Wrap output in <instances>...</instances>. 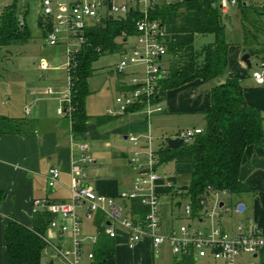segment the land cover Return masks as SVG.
<instances>
[{
	"label": "built area",
	"instance_id": "1",
	"mask_svg": "<svg viewBox=\"0 0 264 264\" xmlns=\"http://www.w3.org/2000/svg\"><path fill=\"white\" fill-rule=\"evenodd\" d=\"M186 0H40L41 31L45 46L60 48L64 55L62 68L65 73V89L59 100L57 116L70 121L74 106L72 94L74 71L78 66V57L88 46L87 32L105 20L125 19L130 11L139 17L133 23L134 34L129 36L121 32L117 37L121 58L115 66V73L121 80L129 77V83L114 100V108L107 109L106 116L123 117L130 108L139 107L147 118L162 112L158 100V82L167 76L164 58L167 55L164 26L149 15L150 9L157 3L167 5L181 4ZM222 16L242 7H255L264 11V0H213ZM99 51V48H97ZM144 66V78L139 79L138 71L126 72L130 67ZM46 71V63L38 65ZM251 76L257 85L264 84V62L259 61ZM49 92L50 89L48 90ZM201 129L179 131L172 139L190 143ZM127 140L133 150L131 165L135 176L130 189L121 191L116 197L95 193L81 182L84 177L82 167L91 164L90 147L79 143L77 156L71 166L70 199L67 202H52L47 199L35 200L33 214L46 211L53 217L49 228H57L60 237L70 241L65 248L42 236L45 247L42 253L56 264H91L94 258L92 249L100 235L116 239L125 234L127 242L134 245L150 240L156 254L168 247L173 257L180 261L187 258H211L221 264H239L240 256L256 259L264 252V234L255 225L248 227L236 225L233 232L223 228L222 215L232 211L233 194L228 190H215L207 187L206 195L197 199L195 206L171 200L168 207V221L163 218L166 206L162 195L157 192V168L160 162L157 151H153L152 138L146 136L144 142L129 135ZM167 140V139H166ZM165 140V141H166ZM141 152L146 156L144 164L140 162ZM60 171L53 167L48 171L47 185L53 188L59 179ZM131 202L145 208L143 214L132 210ZM84 209L82 218L77 210ZM179 211V214L174 210ZM239 211V210H238ZM96 217L99 223L96 233L83 237L82 220L92 221ZM68 220L70 224L59 223L58 219ZM176 221L181 224L177 227ZM65 241V240H64ZM88 246L90 249L85 250ZM257 264V263H246Z\"/></svg>",
	"mask_w": 264,
	"mask_h": 264
},
{
	"label": "crops",
	"instance_id": "2",
	"mask_svg": "<svg viewBox=\"0 0 264 264\" xmlns=\"http://www.w3.org/2000/svg\"><path fill=\"white\" fill-rule=\"evenodd\" d=\"M12 1L14 0H0V8L4 9ZM16 1L21 6L20 17L25 13L22 22L29 29L31 39H43V33L39 28L40 0ZM31 1H37L39 8L38 16L34 20L30 17ZM41 49L43 56L38 63L33 64L38 71L37 77L34 75L25 76L24 73L9 77L0 73V118L7 119L19 129L18 133H0V264H5L4 225L6 218H12L31 228L35 200L69 201L71 166L77 156L79 143L85 142L89 145L90 155L93 158L91 164L82 167L84 173V177L80 179L82 184L93 189L95 193L116 197L121 191L130 189L135 176L131 157L123 154L113 156L128 160V165L134 173L131 178H117L112 173L104 174L107 166L98 162L99 159H102V157H98L101 153V149L98 148L100 143H106L110 134L122 136L129 145L127 140L129 135L140 137L144 142L146 136L150 135V121L154 118V126L161 131L162 135L163 132L172 131L169 135L167 134V137L161 136L164 140L162 141L166 144L165 140L179 131L195 128L203 130L205 126L203 113L210 106V89L213 84L197 86V83H190L166 91L164 97L159 101L162 112L149 118L137 109L128 110L123 117L117 119L105 116L101 125L96 123V118L88 117L86 132L74 133L71 129L72 119L68 121L57 116L59 100L65 89L62 49L49 48L44 43ZM243 55L242 45L229 47L228 70L222 80L226 78L239 79L245 102L250 107L259 110L264 121V84L257 85L254 82L251 76L252 71L241 60ZM250 58L260 61L253 56ZM40 63H46L50 69L40 70L38 67ZM124 85H126L125 80L120 79L119 93L123 90ZM49 89L51 92L48 91ZM110 121H113L112 124L106 127ZM174 129L176 130L173 131ZM150 137L153 141V137L151 135ZM93 145L97 146L93 148ZM53 167L60 171V175L58 183L53 188H49L47 176L49 169ZM92 178H95V180L93 179L94 183H91ZM239 181L246 185L250 193L254 194L253 205H257V201L259 202L257 220L245 219L243 225L246 227L255 225L264 234V148L252 145L245 148L239 170ZM183 186L185 184L180 187ZM179 188L164 192L159 179L157 181L156 190L162 195L166 204L163 208L165 221H168L170 213L169 201L166 202L165 199L168 197L173 200L174 194L182 195L185 191L181 192ZM179 205L180 203L177 202V207ZM231 205L232 211L222 215L221 220L223 228L229 232H233L236 227L230 222L232 214L245 215L248 212V205L242 199L235 204L231 201ZM239 205L244 207L243 211H238ZM77 212L82 218L84 209H78ZM174 212L177 213V210ZM58 220L59 223L70 224L68 220L60 218ZM98 223V217L92 221L82 220L83 237L95 234ZM44 236L59 246L70 247V241L68 239H64V241L57 228L47 227ZM111 240L114 245L115 264H177L179 262L173 257L168 247H163L160 253L156 254L148 239L130 245L125 234H121ZM89 249L88 246L85 247V250ZM244 257L249 256H240L239 264L259 263V257L256 259L249 257V261ZM47 258L49 264L55 263L49 257ZM190 259L191 264H221L209 257Z\"/></svg>",
	"mask_w": 264,
	"mask_h": 264
},
{
	"label": "trees",
	"instance_id": "3",
	"mask_svg": "<svg viewBox=\"0 0 264 264\" xmlns=\"http://www.w3.org/2000/svg\"><path fill=\"white\" fill-rule=\"evenodd\" d=\"M238 11L243 53L264 62V11L242 6ZM20 12L21 6L16 0L4 7L0 15V48L24 45L31 40L30 31L22 22L25 13L20 17ZM149 15L158 20L167 33L164 58L167 76L158 82V100L166 91L186 84H213L210 106L203 113L202 132L176 149H168L164 143L157 151L160 162L188 166L185 192L194 206L197 199L206 195L207 187L228 190L233 195L249 193L246 185L239 181L241 160L247 146L264 148V121L259 110L245 102L239 79L222 80L228 70L230 47L224 37L223 19L227 15L220 14L213 0H186L172 5L157 2ZM138 17L130 11L125 19L105 20L88 30V46L80 53L74 71L72 132L87 130L85 98L89 94L87 80L93 72L92 64L101 55L119 50L117 37L121 32L133 35V23ZM206 35H212L214 41L197 47V38ZM104 119L99 117L95 121L101 125ZM18 132L15 124L0 118V133ZM131 206L134 213L145 212L136 202H131ZM33 216L31 228L12 218L5 219V264H40L45 247L42 236L54 217L44 210ZM92 251L91 264H115L114 245L107 236L100 235ZM258 257V264H264V252ZM177 264H191V259H182Z\"/></svg>",
	"mask_w": 264,
	"mask_h": 264
},
{
	"label": "rangeland",
	"instance_id": "4",
	"mask_svg": "<svg viewBox=\"0 0 264 264\" xmlns=\"http://www.w3.org/2000/svg\"><path fill=\"white\" fill-rule=\"evenodd\" d=\"M2 11L3 9L0 8V15ZM38 12L39 8L37 1H31L30 17L32 20L36 19ZM223 25L226 42L232 47L242 45L243 34L240 25L239 11H230L227 15V18L223 19ZM213 41L214 37L212 35L201 36L197 38L196 46L201 47ZM43 43L44 39H31L26 45H12L7 48H0V73H2L4 76L8 75L9 77H14L20 73H24L25 76L34 75L37 77L38 71L36 70V66H33V64L38 63L39 59L43 56L41 49ZM120 58L121 56L117 52L112 54L106 53L101 55L92 64L93 72L87 80L89 94L85 98V111L88 117L91 119L105 117L107 109L114 108V100L116 97H118V84L120 82L119 77L115 73V66L119 63ZM250 63L251 67L249 70L252 71L256 68L259 61L255 60L254 58H250ZM135 70L138 71L139 79L144 78L143 65L137 66L135 68L130 67L126 72H133ZM125 83H129V77H126ZM153 119L154 118H152L150 121V135L153 137L151 147L153 151H158L159 147H161L162 142L164 141L161 136L167 137L172 131L163 132L162 135L161 131H159L154 126ZM112 122L110 121L107 123L106 127H108L107 125L112 124ZM175 130L176 129L173 131ZM138 138L142 142V139L140 137ZM96 146L97 145H93V148ZM98 148L101 149V153H99L98 157H102V159H99L98 162L107 166L103 172L104 174L112 173L117 178L124 179H128L133 176L134 173L128 165V160L126 158H119V156L116 158L113 157L115 154H123L131 158L133 157L131 146L123 140L122 136L110 134L108 136V141H106V143H100ZM145 158V154L141 152L140 162L142 164H144ZM188 170L189 168L187 165L175 164L174 162L158 166L156 173L161 186L164 188V192L177 190L180 186L186 184L188 182ZM93 179L95 180V178H92L91 183H94ZM254 198V194L250 192L240 195H233V204L242 199L248 205V212L245 215L232 214L230 222L233 225H243L245 219L255 221L257 220L259 202L257 201V205H253L252 201ZM170 200L171 199H168V197L165 199L166 202H170ZM173 200L175 202L181 203L183 206L189 205L191 201L186 192H184L182 195L174 194ZM177 214H179L178 209ZM180 224V221H176L177 227ZM244 259L249 261V257H244ZM40 264H49V259L44 254L41 255Z\"/></svg>",
	"mask_w": 264,
	"mask_h": 264
},
{
	"label": "water",
	"instance_id": "5",
	"mask_svg": "<svg viewBox=\"0 0 264 264\" xmlns=\"http://www.w3.org/2000/svg\"><path fill=\"white\" fill-rule=\"evenodd\" d=\"M250 56L248 54H244L242 57H241V60L243 63H245V65L250 68L251 67V63H250ZM256 59H259L258 57H256ZM183 144L182 140L180 139H172V138H168L166 140V146L168 149H176L178 147H180L181 145ZM179 191L181 192H184V191H187V186H183V187H180L179 188ZM243 206L242 205H239L238 206V210L239 211H243Z\"/></svg>",
	"mask_w": 264,
	"mask_h": 264
}]
</instances>
